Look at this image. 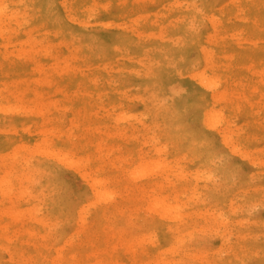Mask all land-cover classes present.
<instances>
[{
  "label": "rangeland",
  "instance_id": "374dc122",
  "mask_svg": "<svg viewBox=\"0 0 264 264\" xmlns=\"http://www.w3.org/2000/svg\"><path fill=\"white\" fill-rule=\"evenodd\" d=\"M0 5V94L18 101L0 105V156L23 178L0 193V264H264V0ZM204 71L220 102L194 77ZM211 108L229 122L205 127ZM23 141L84 163L10 160ZM165 158L183 172L132 175ZM90 177L116 198L98 203ZM158 196L178 197L184 217L150 211Z\"/></svg>",
  "mask_w": 264,
  "mask_h": 264
},
{
  "label": "bare ground",
  "instance_id": "6f19581e",
  "mask_svg": "<svg viewBox=\"0 0 264 264\" xmlns=\"http://www.w3.org/2000/svg\"><path fill=\"white\" fill-rule=\"evenodd\" d=\"M7 6H9V5H7ZM4 11H5V7H2V5H0V24H2V22L5 19L4 18V14H3ZM8 19H11V20H17L18 19V13L16 12V10H13L12 14L10 15V17H8ZM208 51H207V49H206V51H204V52H206L205 53L206 55H204V56H208L207 55L208 54ZM210 54L211 53L209 52V56H211ZM194 77L205 88H208V89L214 88L215 90H218V88L220 86V82L221 81L218 80L217 77L214 78L212 75H209L208 71H204L202 73H199V74L195 75ZM219 92L220 91L218 90V93ZM11 94L12 93L9 90H6L5 92L1 93L0 94V105L2 103H5V102L6 103L18 102V101H15L14 100V98L11 96ZM221 94L222 93H219V95H216V93H215L214 95H216V97H213L214 98L213 101H217V102L219 100L221 101V99H223V97H224V93L222 94V96H221ZM12 95H14V94H12ZM21 100H25V99H21ZM25 103H36V102H35L34 99L31 100V101H28V102L27 101H21L19 105L23 106V105H25ZM25 113H27V112H25ZM204 117L205 118H204L203 124L205 125V127L209 128V129H215V130L219 129L221 126H223L225 124V122L227 120L230 119L229 118V119L226 120V114L224 112L218 111V110H214L213 108L209 109L206 112V114H205ZM117 120H118L117 122H126V121H129V120H134V117L132 115L127 116L126 114H123V116L121 115L120 117L117 118ZM227 122H229V121H227ZM227 125L228 124H226V127H227ZM225 128L223 129V131L221 130L224 133V134L222 133L223 134V138H224L223 140H224V142L227 145L231 146V144L233 143V140L235 141L234 138H235V135H236L235 134L236 131H235V133H234L235 135H234L233 134V131L234 130L232 132H230L232 130V128L230 129V128L227 127L226 128L227 130H225ZM229 129H230V131H229ZM217 132H219V130ZM42 142H40L38 144H32V143H29L27 141H23V142L15 145L14 147L12 145L11 147H9V149H11L10 151H13L14 154L11 156L10 160L16 162V160L23 159L24 158L23 157L24 154L30 153V155H36V154H40V155L41 154H44V155L45 154L52 155V156H55V159L58 162H60L62 164L70 165V166H82V163H84V162L79 163L78 161H74L73 158L70 155L66 154V153H57L56 151L48 150V149H46V145L43 144ZM44 142L46 143V141H44ZM236 146H233V147H236ZM233 151H234L235 154H237V152H240V153L242 152V150L239 149V148H237V147L234 148ZM255 151L256 150H254V152ZM157 152L160 155L161 152H163V151H162L161 148H158L157 149ZM245 152L248 154L247 151H245ZM245 152L243 153L244 156L246 155ZM249 154L247 156H249ZM252 154H254V153L252 152ZM3 163L4 162L2 160V156H0V168H1V172H3V169H4L3 168L4 167V164ZM151 164L148 163L147 165H142L141 167H138L135 172H132V175L133 174H134V176L137 175L135 177H138V175H139V176L145 178V177H147V176H145L146 172L148 171L147 174H149L150 173L149 171H152V169H153V172L156 171L155 173L161 172L163 170L165 172H167L168 170L173 171L174 170V166L176 164V161H172V160H169L168 158H165V159H162L161 161H159L157 163H153V165H155L154 167L150 166ZM139 168H141V169H139ZM148 168H149V170H148ZM182 172H183V170H181L180 172L178 170V171H173V173L169 172L168 174H169V176H173V174H174V176H179ZM150 174H152V172ZM20 176L21 175H19L17 172L14 173L11 170L10 171H4L3 174H2V176H0V193H1V195L3 196V198L5 200H9L11 198V196L14 195L15 192H17V188L21 185V181L23 180V178H21ZM202 177H203V175H202ZM91 182L93 184L92 187H94L95 199H96V201L98 203L108 202V201L114 199V197L116 198L115 191L112 192V191H110L108 189H105V187H106L105 184L106 183L102 179H98L96 177L95 178L92 177L91 178ZM142 193L144 195L146 193V190L143 191ZM19 195H21V192H19ZM116 195H118V194H116ZM183 207L184 206L178 200V197H175L174 200L171 201L166 196H158V197H155V198L152 199V201L150 202L149 209H150V211L155 212L160 218H162L164 220H167V219H170V220H180V219H182L184 217V215H183ZM89 210H90V208H89ZM89 210L86 211V210L83 209L81 211V214L82 215H85V214H87V212ZM34 211L36 212V210L31 209V210H29L30 213L29 212L28 213L29 214H31V213L33 214ZM6 212L4 213V215L6 214V216H7V213ZM18 214L21 215V212H19ZM22 214H24V213H22ZM24 215H26V214H24ZM30 216H32V215H30ZM24 217H26V216H24ZM35 218L36 217H34V218L32 217V219H34V220H35ZM5 229H8V228L5 227ZM31 232H33V231H30V234H31ZM1 235H3V234H1ZM5 238H7V237H5ZM7 240H9V238ZM180 243H182V240L180 238L176 239V241H174V242L171 241L170 244H169V246H168V248L166 249V253H176L177 251H179V245H180ZM133 244H135V243L133 242ZM126 247H127V245H126ZM129 247H130V245H129ZM131 247H132V245H131ZM72 256L73 255H71V257ZM58 264H64V263H58ZM71 264H73V263L71 262ZM98 264H102V263H98ZM111 264H114V262L111 263ZM116 264H118V263H116Z\"/></svg>",
  "mask_w": 264,
  "mask_h": 264
}]
</instances>
